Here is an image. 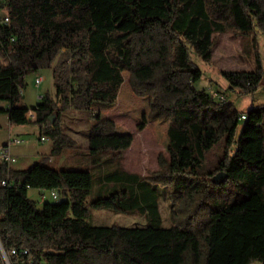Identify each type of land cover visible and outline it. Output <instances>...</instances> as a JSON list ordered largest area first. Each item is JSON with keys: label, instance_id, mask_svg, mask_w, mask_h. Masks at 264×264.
<instances>
[{"label": "trees", "instance_id": "1", "mask_svg": "<svg viewBox=\"0 0 264 264\" xmlns=\"http://www.w3.org/2000/svg\"><path fill=\"white\" fill-rule=\"evenodd\" d=\"M227 33L252 38L255 66L222 75L232 89L253 92L263 78L264 0H0V114L33 120L21 105L24 78L51 69L54 93L33 110L52 153L73 143L61 125L69 109L94 116L92 154L120 156L132 146V133L93 112L117 102L126 74L148 97L137 130L169 122V157L159 154L158 169L147 177L121 169L109 177L124 188L91 201L89 171L0 161V242L18 250L11 264H264V104L239 113L223 93L197 88L203 71L190 55L211 63ZM32 189L61 200L38 206ZM161 197L170 203L166 227L150 224L162 223ZM90 208L141 212L147 225H92Z\"/></svg>", "mask_w": 264, "mask_h": 264}, {"label": "rangeland", "instance_id": "2", "mask_svg": "<svg viewBox=\"0 0 264 264\" xmlns=\"http://www.w3.org/2000/svg\"><path fill=\"white\" fill-rule=\"evenodd\" d=\"M252 48V38L227 33L217 36L211 63L203 61L197 53L191 50V60L203 71L202 79L196 83L197 88L223 93L232 107L239 113H247L252 108L264 104V35L262 33L257 35V51L260 55L263 74L258 87L250 93L232 89L229 80L222 75L224 71H251L255 66V58L250 53ZM37 77L43 78L39 86L35 83ZM46 93H54L52 70L44 68L37 72L28 73L24 78L21 105L28 110H33ZM0 106L5 107L7 103L1 102ZM93 108V112L101 113L102 116L114 120L118 126V132L132 133L134 135L132 146L120 156L115 151L92 154L88 148L87 133L95 123L94 116L87 111L69 109L61 116L63 132L67 139L73 142L71 146L64 148L68 154L67 160L61 164L60 156L63 154L56 153L54 154L58 155L56 161L49 162L48 159L40 161L41 164L50 168L89 171L93 177L89 201L98 196L110 195L116 186L121 187L118 189L124 188L120 180L110 179V175L125 169L131 173L139 174L140 177H147L158 169L157 158L160 153H163L167 158L169 157L167 151L168 121H153L148 123L143 131L137 130V124L142 114L149 111V103L146 92L135 93L132 89L129 74L125 76V83L114 105L109 107L99 104ZM54 119L56 120L55 116ZM8 124L6 117L0 114V150L3 142L7 144L8 140L14 137L22 139L25 141L24 144L14 145L11 148V153L18 156L17 163L13 164V167L24 166L28 162H33L34 159L28 155L34 154L36 145L41 143L39 138L43 133H41L39 125L34 120H29L24 124L12 123L14 129L11 130L8 128ZM9 134L12 135L10 138ZM42 193L46 195L44 201L41 199L40 194ZM28 195L38 206L44 202L54 203L61 200L60 197L54 199L51 196V191L46 189H32ZM160 200L162 223L150 222V224L166 227L171 224L170 203L166 198L161 197ZM87 220L92 225H120L125 227L147 225V219L141 215V212L126 214L107 209L90 208ZM252 264L262 263L254 261Z\"/></svg>", "mask_w": 264, "mask_h": 264}, {"label": "built area", "instance_id": "3", "mask_svg": "<svg viewBox=\"0 0 264 264\" xmlns=\"http://www.w3.org/2000/svg\"><path fill=\"white\" fill-rule=\"evenodd\" d=\"M6 20V18H5ZM43 81V78L42 77H38L36 78L35 80V83L37 86H39ZM27 116L28 117H32L33 120L35 121L36 119V113L34 110H29L27 112ZM242 118H245V116H242ZM45 137L44 136H41L40 137V141H45ZM25 141L22 140V139H19V138H11L8 140V143L5 144L4 146L1 147V152H0V161L4 162V163H7L8 165H13L15 163H17V157L15 155H13L11 153V148L12 146L14 145H22ZM50 160L52 161L53 159L50 158ZM2 185H6L7 182L6 181H2L1 182ZM51 196L54 198V199H57L58 198V194L56 192H51ZM45 194H42L41 195V198L44 200L45 199ZM23 254H28V250L24 249L23 251ZM0 253H1V256H2V261H3V264H11L10 263V255H17L18 254V250L16 248H13L10 252H7L5 251V249L3 248L1 242H0Z\"/></svg>", "mask_w": 264, "mask_h": 264}, {"label": "crops", "instance_id": "4", "mask_svg": "<svg viewBox=\"0 0 264 264\" xmlns=\"http://www.w3.org/2000/svg\"><path fill=\"white\" fill-rule=\"evenodd\" d=\"M94 110V108H93ZM1 115H4L6 117V119L8 120L9 124H8V128L9 129H14V127H12V123L9 121V118H8V115L7 114H1ZM63 128V126H62ZM17 129V128H15ZM64 129V128H63ZM65 131V130H64ZM12 135L9 134V138L11 137ZM41 137V136H40ZM46 139L45 141H41L40 144H37L36 147H35V153L34 154H29L28 156H31L34 161L33 162H28V164L22 166V165H19L15 168H18V169H24V168H27L29 166H31V164L33 163H40V161L44 160V159H48L49 162H54L56 161L57 159V156L58 155H54L55 153H52V140L47 137V136H44ZM16 138V137H14ZM40 139V138H39ZM7 140V139H6ZM25 143V142H24ZM23 143V144H24ZM6 143H2V146H4ZM61 154H63V156H60V161H61V164H64L65 161L67 160V157H68V154L66 152L65 149H63L61 152ZM59 153V154H60ZM16 157H18L17 155H15ZM20 156V155H19ZM22 157V156H20ZM50 158H52L53 160L51 161ZM30 192V191H29ZM40 193V192H39ZM41 195V194H40Z\"/></svg>", "mask_w": 264, "mask_h": 264}, {"label": "water", "instance_id": "5", "mask_svg": "<svg viewBox=\"0 0 264 264\" xmlns=\"http://www.w3.org/2000/svg\"><path fill=\"white\" fill-rule=\"evenodd\" d=\"M51 122H54L55 119H54V116H51ZM225 179V175L223 173H219L217 174L215 177H214V182L217 183V184H220L221 182H223Z\"/></svg>", "mask_w": 264, "mask_h": 264}, {"label": "bare ground", "instance_id": "6", "mask_svg": "<svg viewBox=\"0 0 264 264\" xmlns=\"http://www.w3.org/2000/svg\"><path fill=\"white\" fill-rule=\"evenodd\" d=\"M8 15V14H7ZM10 19L6 16V22H8Z\"/></svg>", "mask_w": 264, "mask_h": 264}]
</instances>
